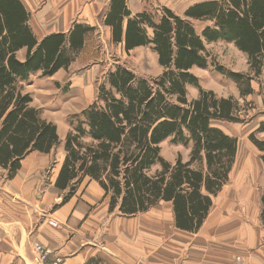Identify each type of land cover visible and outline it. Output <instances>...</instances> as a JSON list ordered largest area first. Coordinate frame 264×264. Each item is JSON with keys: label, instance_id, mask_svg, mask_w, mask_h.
<instances>
[{"label": "trees", "instance_id": "16d2710c", "mask_svg": "<svg viewBox=\"0 0 264 264\" xmlns=\"http://www.w3.org/2000/svg\"><path fill=\"white\" fill-rule=\"evenodd\" d=\"M27 17L20 0H0V163L10 167L9 175L28 152L48 153L59 144L55 125L30 105L21 82L31 72L49 76L66 67L87 32L77 24L67 34L51 33L37 41ZM194 21L206 23L200 32ZM104 24L110 27L111 41L122 43L126 52L151 44L162 72L139 78L117 66L109 73V87L99 86L102 104L83 110L65 136V157L54 185L71 194L85 177L94 179L110 193V210L123 216L171 202L176 227L197 231L213 196L229 179L237 150L236 137L213 124L242 123L254 115L248 117L232 96L219 97L199 87L191 69L207 66V43L233 44L246 55L249 71L216 69L238 85L242 98L255 93L251 81H258L256 93L264 106L259 82L264 78V0H205L187 7L183 16L167 7L131 15L124 0H111ZM21 48H26L24 60L16 57ZM187 85L198 87L190 100ZM258 133H264V120L248 137L264 151ZM168 138L191 145L187 160L178 155L171 164L161 156L160 143Z\"/></svg>", "mask_w": 264, "mask_h": 264}, {"label": "crops", "instance_id": "0c3cea01", "mask_svg": "<svg viewBox=\"0 0 264 264\" xmlns=\"http://www.w3.org/2000/svg\"><path fill=\"white\" fill-rule=\"evenodd\" d=\"M110 1L20 0L28 12L27 24L37 41L51 33L67 34L77 24L87 28V32L83 45L73 53L66 67L49 76H43L41 70H37L21 82L22 91L31 96L30 105L40 110L41 118L55 125L59 144L48 153L28 152L19 159V167L12 175H9L10 167L0 163V264H36L35 243L46 246L70 264H264V237L259 235L256 241L251 227L229 218L235 216L234 204L230 200L234 195L214 199L218 192L213 196L207 216L198 230L186 231L176 227L171 202L159 201L146 211L123 216L116 208L110 210V193L105 194L94 179L85 177L71 194H68V189L55 187L65 157V136L83 110L101 102L98 100L99 86L109 87L108 75L117 66L136 75L120 63L107 70L103 61L70 71L76 63V56L86 47L90 33L96 29V23L100 22L105 29V44L107 39L109 45L120 46L126 54L137 48H149L161 68L151 44L126 52L122 43L111 41L110 27L104 24ZM201 1L205 0L192 2L186 8ZM124 2L131 15L145 11L133 13L131 1ZM186 8L182 14L174 13L183 16ZM25 53L26 48H21L16 57L24 60ZM209 63L210 60L207 66ZM62 80L64 82L60 85ZM60 89L65 90H61L63 94L54 100L53 91ZM67 95H70V100L67 107L62 105V110L73 104L83 105L82 108L68 119L62 116L61 109L51 112V118L47 117L46 106H54ZM44 98H49L52 103H46ZM57 121L64 125L61 129ZM177 157L178 154L173 162ZM49 168L50 177H47L45 174ZM242 198L243 195L239 196ZM51 218L57 220L56 226L49 224Z\"/></svg>", "mask_w": 264, "mask_h": 264}, {"label": "rangeland", "instance_id": "374dc122", "mask_svg": "<svg viewBox=\"0 0 264 264\" xmlns=\"http://www.w3.org/2000/svg\"><path fill=\"white\" fill-rule=\"evenodd\" d=\"M130 8L133 13L137 11H148L153 12L161 9L162 6H167L173 12L182 14L186 6L197 0H130ZM144 8L142 9V7ZM100 16V15H99ZM98 20L100 21L99 17ZM206 23L203 21H194V28L199 32ZM96 30V31H95ZM90 33L87 45L84 50L78 54L75 65L70 71H77L88 67L91 63L103 61L107 64L105 69H109L112 65L120 63L125 65L127 68L132 70L137 77L141 78H154L159 75L161 68L158 66L153 52L149 48H137L134 51L126 54L123 52L120 46L109 45L106 39L104 41L103 30H105L100 24L96 23V29ZM206 53L208 54L210 63L206 68L193 67L191 72L197 77L199 87L205 90H212L217 96H233L240 105H243L247 109L248 117L253 116L251 119H247L242 123H222L214 122L227 134H231L237 138V154L229 174L227 183L223 185L219 194L214 199H219L226 196H232L231 202L234 204L235 216L229 218L236 220L238 224H243L253 229V235L255 240L259 235L264 237V215L261 217V198L264 195V151L258 150L249 140V134L253 132L257 127L256 124L259 120H264V114L260 113L264 111L261 98L256 95L259 90L258 81L252 82V88L255 93L251 95H245L244 98L240 96V88L238 85L227 76L217 71L216 67L221 66L222 68L232 72H238L246 74L248 72V63L246 56L240 52L233 44L226 42H212L206 44ZM108 67V68H107ZM71 75L72 73H68ZM103 80L102 79L100 81ZM61 81L60 85H62ZM261 88L264 89V78L259 79ZM59 84L57 85V87ZM35 90V89H31ZM55 90L54 100H57L63 92ZM187 97L191 99L198 93L196 86L189 85L187 87ZM52 92V91H51ZM70 95L61 97L54 106H46L45 115L51 118V112H55L57 109L62 110V105L67 107ZM67 99V100H66ZM46 103H52L49 98H44ZM89 102V101H88ZM98 104H102L99 102ZM85 105V104H84ZM56 106H59L58 108ZM83 105L73 104L68 109L62 110V116L65 118L72 117L74 112H78ZM58 117V116H57ZM55 117V119L57 118ZM247 117V118H248ZM59 120V119H57ZM59 129L64 126L57 121ZM257 138H264V133L256 134ZM90 139L86 140L89 141ZM190 144L184 145L180 142H173L171 138H168L160 143V154L163 158L173 164L176 155H180L185 161L189 157ZM239 149L241 150L239 152ZM159 165L153 166L149 173H152ZM50 177V168L48 174ZM46 180V178H45ZM239 199V196H242ZM217 203V201L215 202ZM262 218V219H261ZM250 239V237H249ZM264 239V238H263ZM251 240V239H250ZM249 240V241H250ZM255 241V242H256ZM263 244V243H262ZM256 247H259L256 244Z\"/></svg>", "mask_w": 264, "mask_h": 264}, {"label": "built area", "instance_id": "2783aa9c", "mask_svg": "<svg viewBox=\"0 0 264 264\" xmlns=\"http://www.w3.org/2000/svg\"><path fill=\"white\" fill-rule=\"evenodd\" d=\"M48 221L51 226L58 224L57 220L53 218ZM33 252L35 254L36 264H70L61 257L56 256L50 249L40 243L33 245Z\"/></svg>", "mask_w": 264, "mask_h": 264}, {"label": "bare ground", "instance_id": "6f19581e", "mask_svg": "<svg viewBox=\"0 0 264 264\" xmlns=\"http://www.w3.org/2000/svg\"><path fill=\"white\" fill-rule=\"evenodd\" d=\"M241 150L239 149V152H240Z\"/></svg>", "mask_w": 264, "mask_h": 264}]
</instances>
